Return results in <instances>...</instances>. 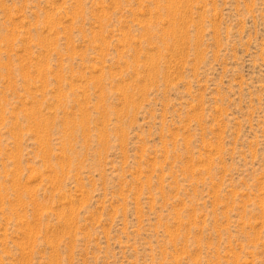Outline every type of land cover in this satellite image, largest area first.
<instances>
[{
  "label": "rangeland",
  "instance_id": "1",
  "mask_svg": "<svg viewBox=\"0 0 264 264\" xmlns=\"http://www.w3.org/2000/svg\"><path fill=\"white\" fill-rule=\"evenodd\" d=\"M0 264H264V0H0Z\"/></svg>",
  "mask_w": 264,
  "mask_h": 264
}]
</instances>
